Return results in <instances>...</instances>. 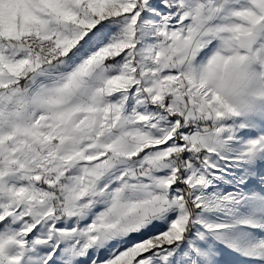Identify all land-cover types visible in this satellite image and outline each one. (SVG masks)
<instances>
[{"label":"snow or ice","instance_id":"1","mask_svg":"<svg viewBox=\"0 0 264 264\" xmlns=\"http://www.w3.org/2000/svg\"><path fill=\"white\" fill-rule=\"evenodd\" d=\"M0 264H264V0H0Z\"/></svg>","mask_w":264,"mask_h":264}]
</instances>
